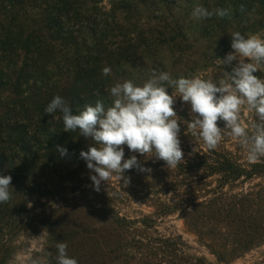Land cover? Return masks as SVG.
I'll use <instances>...</instances> for the list:
<instances>
[{
    "label": "trees",
    "instance_id": "1",
    "mask_svg": "<svg viewBox=\"0 0 264 264\" xmlns=\"http://www.w3.org/2000/svg\"><path fill=\"white\" fill-rule=\"evenodd\" d=\"M103 2L0 0L1 33L6 23L19 20L36 29L26 39L27 54L44 58L47 43L52 50L58 47L54 55H66L61 48L73 54L65 59L64 69L55 71L59 75L42 70L32 77L20 74L8 83L0 78V104L5 102L3 93L6 98L22 97L21 102L33 106L41 102L38 119L29 123L35 124L32 130L0 120V144L8 143L7 148L0 147V173L12 177L13 187L11 199L0 203V264L13 258L14 238L23 232L44 233V247L34 256L51 253L49 264H56L57 242L67 243L68 256L78 264H233L264 247V157L249 162L240 145L226 134L216 149L208 150L181 124L184 162L180 166L169 170L164 161L154 157L146 161L125 145L124 159L136 155L151 172L126 170L127 187L113 176L99 192L85 191L90 199H79L81 172L87 168L79 154L92 142L78 131H63L62 120L45 113L56 95L69 102L73 114L85 105L95 106L97 100L108 107L112 103L108 87L123 80L141 85L152 69L173 78L199 74L217 79L223 70L218 58L233 51V31L264 37V0H107V8ZM197 5L209 11L225 9L228 14L195 20L191 13ZM0 44L3 53L18 49L10 37L0 39ZM110 45L114 50L102 65V51ZM134 61L137 70L133 65L123 68ZM232 66L225 70L231 71ZM104 67H110L112 75L103 76ZM256 75L264 79V71ZM174 108L184 120L191 119L190 105L179 97ZM242 118L256 119L246 111ZM218 124L224 126L223 121ZM10 131L16 136L8 135ZM58 145L67 149L66 156H60ZM44 170L45 180L38 182L37 172ZM50 196L62 207L23 216L29 199ZM166 217H178L186 233L214 260L190 253L180 236L161 235L156 226Z\"/></svg>",
    "mask_w": 264,
    "mask_h": 264
},
{
    "label": "clouds",
    "instance_id": "2",
    "mask_svg": "<svg viewBox=\"0 0 264 264\" xmlns=\"http://www.w3.org/2000/svg\"><path fill=\"white\" fill-rule=\"evenodd\" d=\"M227 14L225 9L209 11L201 5L195 6L191 13L195 20L213 15L222 18ZM230 36L233 51L223 59L218 58L223 70L215 80L199 74L173 78L166 71L152 69L150 77L141 85L123 80L108 87L106 91L112 100L108 107L97 100L95 106L85 105L79 114H73L69 102L60 95L48 103L46 115L62 120L63 131H78L79 136L92 142L79 155L95 173L90 176L95 191H100L102 182L109 184L113 176L123 180L127 187L130 177L124 175L126 170L151 172L136 155L124 159L125 145L146 161L153 157L164 161L169 170L180 166L184 162L179 139L181 124L186 125L193 137L203 141L208 150L216 149L226 134L240 145L249 162L255 163L264 157V79L256 75L264 71V37L240 31H233ZM228 66H232L231 71L225 70ZM102 75H112L111 68L104 67ZM168 89H172L171 94ZM177 97L190 105V120L177 115L174 108ZM245 111L254 113L256 119L245 122L242 118ZM220 121L223 127L219 126ZM56 147L61 157L67 155L66 148ZM11 185L12 177L0 173V203L11 199ZM55 248L56 264H78L68 256L67 243L57 242ZM49 256V252L30 256V264H49Z\"/></svg>",
    "mask_w": 264,
    "mask_h": 264
},
{
    "label": "rangeland",
    "instance_id": "3",
    "mask_svg": "<svg viewBox=\"0 0 264 264\" xmlns=\"http://www.w3.org/2000/svg\"><path fill=\"white\" fill-rule=\"evenodd\" d=\"M102 5L107 8L108 7L107 0H104ZM32 27L33 26L30 25L27 21L19 20L10 24L6 23L5 31H3V33L0 32V39L5 40V38L7 37L13 38L14 41L17 43L16 46H18L17 50H9L8 52H4V53L1 52L0 50V78L6 79L7 83L9 79H13L17 76H20V74L23 75V77L26 76L32 77L33 73L39 74L40 72H42V70L47 71V73H53V74L56 73V75H59L55 71H57V69L59 70L64 69L66 67L64 65V62L66 61L65 59H72L73 57L72 56L73 54L68 48L67 50L61 48V50H64V53L66 52V55H63L62 57L60 55H54L56 54V52L59 51V49L57 47L54 48V50H52L49 47L47 41H46L47 45L43 46L44 58L42 57L40 58L36 56L37 53L27 54L28 47H26L27 46L26 39L32 30L36 32V29L35 28L32 29ZM116 42L117 41H115V43ZM3 46L4 44H0V49ZM6 50H8V46L6 47ZM112 50H114V46L110 45L106 51H102L103 53L101 54V56L103 57L102 65L108 63L109 60L107 59L111 57L110 55H112ZM51 52L53 53V55ZM112 63L113 66L115 67L116 59L114 60V62L112 61ZM132 65L135 67L136 70L139 68V64L136 61H134L133 64L129 63L127 65H124L123 68L128 69ZM29 83H31V80ZM23 89L25 91V87ZM2 95L5 98L7 97L6 93H3ZM5 98H4L5 101L4 104H0V107L2 108V110L0 111V120L3 121V119L5 118L7 119V121L10 122L9 124L12 125L11 127H15V126L20 127L26 125L28 128L32 130L35 124L30 125L29 123L32 119H38L37 112H39L41 109V106L39 105L41 104V102H38L37 105L33 106L28 102L26 103L21 102L23 99L22 97L19 99L13 96L11 97L17 100H11V98H6V99ZM26 111H30L31 114L26 113ZM8 135L10 136L12 135V137H15L16 133L10 131L8 132ZM0 147L5 149L8 147V143L4 145L0 144ZM19 164L20 162H16V165ZM41 173L38 171L36 178L38 182L42 183L43 180H45L44 173H46V171L45 170L41 171ZM91 175H93V172L87 168L81 172L80 177H82L83 179V182H81L82 194L75 193L76 195L77 194L79 195V199L82 198L84 200H88L90 198L84 195L85 191H90V190L95 191L92 181L90 179ZM105 185H106L105 182L101 183V187H105ZM56 199L57 198L52 199L51 196L48 198L43 197L40 198L39 200L37 198L29 199L23 216L28 217L32 215V213H36V214L51 213V211H54L57 208L62 207L61 202L57 201ZM38 201L42 203L41 206L37 204ZM29 204H31V207L28 206ZM135 206L145 213V209L140 203H137ZM156 228L161 235H164L166 237H169L171 235L180 236L182 240L188 244L190 253L196 254L198 256H204L210 262L214 260L212 256H210L203 248L199 247L195 243L194 238L191 235L186 233L185 229L183 228L182 222L178 217L163 218L157 223ZM44 241H45V235L43 232H39V233L23 232L17 235L14 238V242H13V248L15 253L13 258H11L8 264H30L29 257L30 256L35 257L34 256L35 253L36 254L41 253L44 247ZM29 250H31V252ZM233 264H264V247H261L257 250L250 252L244 257L238 259Z\"/></svg>",
    "mask_w": 264,
    "mask_h": 264
}]
</instances>
